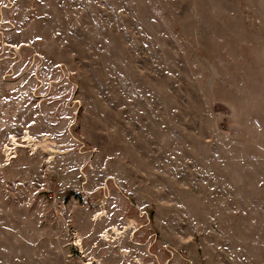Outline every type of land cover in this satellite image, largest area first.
Wrapping results in <instances>:
<instances>
[{"label": "rangeland", "instance_id": "1", "mask_svg": "<svg viewBox=\"0 0 264 264\" xmlns=\"http://www.w3.org/2000/svg\"><path fill=\"white\" fill-rule=\"evenodd\" d=\"M88 259L264 264V0H0V264Z\"/></svg>", "mask_w": 264, "mask_h": 264}, {"label": "bare ground", "instance_id": "2", "mask_svg": "<svg viewBox=\"0 0 264 264\" xmlns=\"http://www.w3.org/2000/svg\"><path fill=\"white\" fill-rule=\"evenodd\" d=\"M10 142H11L10 144H6L5 145L4 150H3L4 151V155L7 158L6 159L7 164H9V161H11L12 159H14V158L17 157V151H18V149L25 148L27 146H32L34 152H37L41 147L45 148V151H49L50 152V158H51V160L55 158V155H54L55 153H61V151H59L58 149H56V147H57L56 146V143L50 141V138L48 136H45V138L43 140H41V141H37L28 131L25 133V137H24L22 143L18 142V140L14 136H11ZM111 230L114 231V234L116 232H119L115 227H113V229H111ZM103 235L107 239L108 238L111 239V237H113V236H111L109 230H107L106 232H104ZM110 241H112V240H110ZM77 246H79L80 249H81V251L83 252L82 240H81L80 237H78ZM83 255H84V257H87L84 254V252H83ZM88 260H89V264H92L91 263V260L90 259H88Z\"/></svg>", "mask_w": 264, "mask_h": 264}, {"label": "built area", "instance_id": "3", "mask_svg": "<svg viewBox=\"0 0 264 264\" xmlns=\"http://www.w3.org/2000/svg\"><path fill=\"white\" fill-rule=\"evenodd\" d=\"M49 198L54 201L61 200V197L56 193L49 194Z\"/></svg>", "mask_w": 264, "mask_h": 264}]
</instances>
